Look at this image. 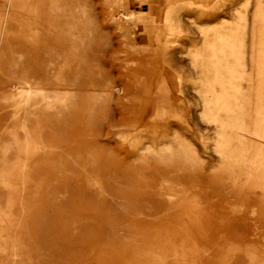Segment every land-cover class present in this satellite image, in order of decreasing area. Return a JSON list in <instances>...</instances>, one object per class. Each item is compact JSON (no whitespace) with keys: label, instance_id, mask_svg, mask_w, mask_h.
<instances>
[{"label":"rangeland","instance_id":"rangeland-1","mask_svg":"<svg viewBox=\"0 0 264 264\" xmlns=\"http://www.w3.org/2000/svg\"><path fill=\"white\" fill-rule=\"evenodd\" d=\"M0 264H264V0H0Z\"/></svg>","mask_w":264,"mask_h":264},{"label":"bare ground","instance_id":"bare-ground-1","mask_svg":"<svg viewBox=\"0 0 264 264\" xmlns=\"http://www.w3.org/2000/svg\"><path fill=\"white\" fill-rule=\"evenodd\" d=\"M27 83H30V82H27ZM31 84V83H30ZM30 90H32V86H31V88H30ZM32 92V91H31ZM176 204V203H175Z\"/></svg>","mask_w":264,"mask_h":264},{"label":"crops","instance_id":"crops-1","mask_svg":"<svg viewBox=\"0 0 264 264\" xmlns=\"http://www.w3.org/2000/svg\"><path fill=\"white\" fill-rule=\"evenodd\" d=\"M18 59H15L14 61H17Z\"/></svg>","mask_w":264,"mask_h":264}]
</instances>
